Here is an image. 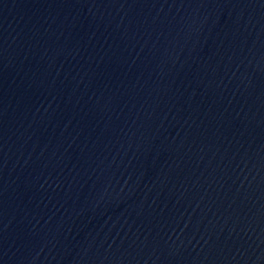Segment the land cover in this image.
Instances as JSON below:
<instances>
[{"label": "water", "instance_id": "1", "mask_svg": "<svg viewBox=\"0 0 264 264\" xmlns=\"http://www.w3.org/2000/svg\"><path fill=\"white\" fill-rule=\"evenodd\" d=\"M0 264H264V0H0Z\"/></svg>", "mask_w": 264, "mask_h": 264}]
</instances>
